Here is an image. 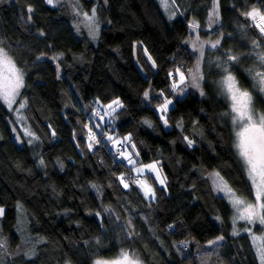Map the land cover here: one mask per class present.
<instances>
[{
  "label": "trees",
  "instance_id": "obj_1",
  "mask_svg": "<svg viewBox=\"0 0 264 264\" xmlns=\"http://www.w3.org/2000/svg\"><path fill=\"white\" fill-rule=\"evenodd\" d=\"M175 1L184 15L169 12L168 17L157 0H73L71 6L90 19L95 9L98 42L93 44L67 0L53 5L46 0H0L1 46L23 73L19 96L41 140L43 161L40 169L32 149L14 139L8 109L0 100V237L5 245L0 259L6 257L0 264H92L93 258H112L121 250L136 252L144 264L247 262L246 250L231 243L226 201L214 192L209 177L216 171L240 197L252 196L234 154L224 115L227 102L214 87L215 72L205 74L203 94L191 88L174 99L167 123L157 113L172 95L176 70L186 72L192 65L182 45L186 22L191 17L203 24L213 0ZM219 8L217 31L224 29L229 36L215 48L216 55L237 54L240 67L260 68L256 57L264 54V35L247 28L251 19L245 14L252 8L264 11V0H219ZM93 22L82 21L86 26ZM135 41H142L153 65L141 45L134 47ZM235 76L258 105L246 75L235 69ZM115 97L122 107L113 115L114 125L98 129L91 114L102 116L99 102ZM113 131L129 133L138 162L155 161L162 171L165 185L156 184L150 200L132 181L128 188L121 183L122 173L127 180L134 177L102 140L103 133ZM116 148L123 147L118 143ZM17 203L28 221L29 243H21L13 228ZM141 212L149 220L146 231L137 235L140 239L92 245L93 238L111 229V219L126 222ZM219 234L224 249L207 248L205 243ZM36 242L38 251L27 257Z\"/></svg>",
  "mask_w": 264,
  "mask_h": 264
},
{
  "label": "rangeland",
  "instance_id": "obj_2",
  "mask_svg": "<svg viewBox=\"0 0 264 264\" xmlns=\"http://www.w3.org/2000/svg\"><path fill=\"white\" fill-rule=\"evenodd\" d=\"M58 1L59 0H53V2L50 4L46 0V2L50 5L56 4ZM72 1L73 0H67L73 14L76 17H78V20L80 21L81 25L84 26V28L86 29V31L84 33L87 34V36L90 38L93 37L92 43L97 44L98 34L96 36L95 18L93 17V19H90L88 17V15L85 16L84 15L85 13L80 12L79 10L75 9V7L73 5L71 6ZM157 1L161 5V7L165 8V10L167 11L166 14L168 15V17H169V12L171 15H175V14H183L184 15L183 11H185V9H183V7H181L182 5H179V8H178L177 7L178 5H177L175 0H174V2H173V0H167V7H165L162 0H157ZM212 7H213V1L211 3V7H210L209 11L207 12V15L204 16L205 21L203 24H201V23L199 24L198 21H195V20L191 19V17H189V19L186 22L188 30H187L186 37L182 40L183 41L182 45L185 48H187L191 54L192 65H191V68L189 70L194 71L195 66L199 60L200 61V74L203 76V78H204L205 74H207L208 70L212 69V71L215 72L214 73L215 77L213 80L214 87L216 89L217 94L221 98H223V100L225 99V101L227 102V105H228L227 113H229V115H227V118L229 120V123L231 125V129H232L233 150H234V154H235L236 158L238 159V161L241 163V165L243 167L241 158L238 155V150L235 147V144L237 142L236 132L241 130V123H237L234 125L232 122V116H234L235 113L231 112V107H230L231 101L227 98V96L225 94L226 90L224 88V85L222 84V81L228 73H231L236 78L235 69H240L241 72H243L246 75L247 81H249L251 83L252 87L255 89V91H257L258 105L254 102V101H256V99L251 94L252 98H253V103H252L253 108L259 113H264V93H261L259 91V88L261 87V85H258L257 81L253 79L254 73L256 71H262V70H261V66H260V68H258L257 66L252 65V66H248L246 68H244V67L242 68V67H240V65H238V60L235 62L228 61L227 56L232 55V54H223L222 55V53H221V55L220 54L216 55L215 48H212L211 44L214 43L218 39L220 40V44H221L222 39L225 36H229V35L224 32V29L222 31H217L219 29L220 22L222 19L220 8H219L218 18L213 17L211 20L209 19V13L211 12ZM261 12L264 13V11H261ZM83 19L86 20L88 23H89V21H94V22L92 25L89 24L88 26H86L82 23ZM193 23L197 24L198 27H196L194 29L192 27ZM223 25L228 26V22L223 23ZM252 27H254L253 21L250 20L249 24L247 25V28H252ZM254 28L256 30L260 31L259 28H257V27H254ZM234 29L237 30V27H234ZM99 30L100 29H98V32H99ZM1 41H2V38H0V49H2L5 53H7V56L10 57L12 59L13 63L15 64L13 58L8 53V51L5 50L1 46ZM137 43L143 47V52H144L145 56L147 57L149 63L151 65H153L152 57H151L150 53L148 52V50L146 49V47L144 46V44L142 43V41H135L134 47L136 46ZM194 45H195L196 50H194V48H193ZM201 50L204 53L202 58L200 57V51ZM234 55L238 56L237 54H234ZM15 66H16V64H15ZM232 66H234V67H232ZM16 68L19 69L17 66H16ZM225 68H227V72H225V70H224ZM202 69H203V71H202ZM250 69L252 70V72L249 71ZM189 70H187L186 72H183L185 75V80L183 83L180 82V77H179L178 73L176 75L175 82L171 83L170 87L173 91L172 95L165 98V99L171 101V103L168 105V109L173 104L175 98L181 97L191 88L196 90V92L199 94L203 93L202 84H203L204 79L199 80V87L193 86L192 75L190 74ZM3 77H10V74L5 69L0 68V80H2ZM173 84L176 85L175 88H173ZM254 85H256V86L254 87ZM21 89L22 88L19 89V93H20ZM243 90H247V89H243ZM248 92H250V91H248ZM15 99H16V103L12 104L11 108H9V106L1 100L3 105L8 109V113H9V120L8 121H9L10 127H11L12 132H13V137L19 145H21L22 141H23L28 147H30L32 149V153H33V155L37 161V164L39 165V168L41 169L42 163H41V158L39 156V149L41 146V142H40L41 140L35 134L33 127L30 125L27 113L25 111V108H26L25 100L23 98H21L19 95L16 96ZM114 100H118L120 102V106L116 107L115 105H113V107L115 108V110L113 111L112 109L108 108L107 106L109 104H112V102ZM95 101L98 102L97 99H95ZM164 101H163V103H164ZM21 103H24V105H25L23 108H19V105ZM99 103L102 106V108L104 109V114L102 116H96L94 114H91V119H92L93 123L95 124V126L98 129H100L103 126V124H105V123L114 125L113 124V118H114L113 115L117 110H119L122 107V102H121L120 98L115 97L108 102H105V103L99 102ZM163 103H161V105ZM156 109H157V113H158L162 123L165 124L166 112H162L160 110L159 106ZM101 117H103V119H101ZM27 133H31L32 135H28ZM18 134H20V135H18ZM19 136H21V137H19ZM108 137H111L112 139L109 140ZM126 137L129 138V133L123 132L121 134H116V131H113V132H110L108 134H107V132L102 134V140L104 142H106L107 147L110 150H112L113 156L115 158H117L118 160L123 161L126 164V166H128L130 168L131 172L133 173L134 180H127L125 178L126 173H122L121 177H123L124 183H128V185H129L130 181H132L133 184H135L136 186H138V188L141 189L143 194H144V191L146 190V188H142L141 185H145L146 187L150 186L152 190L156 184L159 185L160 187H164L165 180L163 177V173L158 168V166H157V171H158L159 175H157V172H152L146 167L147 165L154 164L155 161L138 162L137 151L133 148L129 139H125ZM186 140L189 142L188 139H186ZM88 141L92 142L90 138H88ZM118 143L121 144V146L123 147L120 150L118 148H116V145ZM121 153H123L124 155H121ZM124 156H130V158L135 161V164H130L128 162V160L124 158ZM137 169H143V172H138ZM243 169H244V167H243ZM244 171H245V169H244ZM215 174H217L216 171H213V173H210V175H209L210 182L212 184L214 192L218 195H223V197L226 201V207H227V211H228V212L226 211V214H227V220H228V224H229V236L232 238L231 243H233L234 246H239L238 249H241L243 247L246 250V253L248 254V256H247L248 260L249 259L252 260L254 262V264H261L260 252L262 250H264V225L260 224L258 220H255L253 223L250 224L246 220L235 219L236 217H238L239 211L237 210V208L233 207V205L230 203L229 198L225 195V193L218 191V188L223 186L224 180L221 178L220 175L217 176ZM245 174H246V172H245ZM139 176H140V178H138ZM149 176L151 177L152 184H151ZM246 176H247V174H246ZM247 178H248V176H247ZM161 179L164 180L163 184L160 183ZM248 180H249V178H248ZM251 187H252V185H251ZM146 198L150 200L152 198V195H149ZM242 199H244V198H242ZM244 200H246L248 202H254L255 201V193H254L253 187H252L251 198L250 199H244ZM262 202H264V201H262ZM0 209H2V212H3V206H0ZM242 210L243 209L241 208L240 211H242ZM2 212H0V216L2 215ZM261 214L264 215V210L261 211ZM137 215H139V216H137ZM218 219L219 218L216 216L215 220H218ZM146 220H149L148 214L142 213V212L136 214L135 216H133V218H126L125 219L126 222H118V221H115L114 219H111V223L113 222L111 229L109 231L103 232L101 234V236H99V239L93 238L91 243H92V245L95 244V248H96L97 246L101 247V246H103V244H106V243H112V242L119 243L121 241L123 242V241H127V240H130L133 238H139L140 239L142 235L141 234H140V236H137V235L139 233H143L146 231V229H147V227L145 225ZM134 223H135V226H131V224L134 225ZM13 228H14L15 232L18 234L21 243H26V242L29 243L30 242L29 240L31 237H29V236L31 234L28 231V221H27V218L25 216V212L23 210L21 203H17V205H16V223H15V226ZM141 228L144 230L141 231ZM234 232L237 234L234 235L233 234ZM221 236L223 237V235H221V234L214 236L209 241L216 240L218 237H221ZM253 237H256V239H254ZM224 240L225 239L223 237V240L218 241V243L216 245H212V246H209V243H208L209 241H207L205 243V245L207 248L212 249V251L223 250L225 245H222L221 243ZM0 244L3 245L2 248L5 247L4 242H3L1 237H0ZM36 245H37V242L35 245L33 244L32 249L28 250V252L26 253L27 257H31V256H34L36 254V252L38 251V248H35ZM0 249H1V247H0ZM129 252L131 253L134 251H129ZM217 252H219V251H217ZM134 253L139 257V255L136 252H134ZM213 253H215V252H213ZM234 253L236 254V250L234 251ZM118 254H116L112 258H103V257L93 258L92 264H94V262L96 260H113L118 256ZM249 256H250V258H249ZM5 258L6 257H3L0 260L3 261ZM248 260H247V262H248ZM139 261H140V264H144V262L140 259V257H139ZM247 262L243 261V262H241V264H247ZM63 264H71V263H69V262L65 263V261H64Z\"/></svg>",
  "mask_w": 264,
  "mask_h": 264
},
{
  "label": "snow or ice",
  "instance_id": "obj_3",
  "mask_svg": "<svg viewBox=\"0 0 264 264\" xmlns=\"http://www.w3.org/2000/svg\"><path fill=\"white\" fill-rule=\"evenodd\" d=\"M48 3H52L53 0H47ZM165 7H167V0H162ZM174 2V0H173ZM28 11H32L31 8ZM87 16V13L84 14ZM248 18L253 21V26L259 28L260 32L264 34V13H262L257 8H252L245 14ZM92 16H95V9L92 10ZM219 16V0H213V7L211 12L209 13V19L211 20L213 17L218 18ZM192 27L195 29L198 27L197 24L193 23ZM256 47H259V43L253 42ZM220 45V40H216L211 44L212 48H217ZM194 50H196L195 45L193 46ZM204 55L203 51H200V57L202 58ZM257 60L260 62L261 66H264V54H258ZM228 61H237L239 60L238 56L228 55ZM0 68L5 69L10 77H3L0 80V100H2L5 104L11 108L12 104L16 103V96L19 95V89L23 87V73L16 68L12 59L7 56L2 49H0ZM227 72V68L224 69ZM180 77V82L183 83L185 80V75L179 69L176 70ZM192 75L193 86L199 87V80L203 79V76L200 74V61L198 60L194 71L189 70ZM252 72V70H249ZM253 79L257 81L258 85H261L259 91L264 93V71H256L254 73ZM222 84L225 88V94L227 98L231 101V112L235 113L232 116L233 124L241 123V130L236 132L237 142L235 147L238 150V155L241 158L243 167L245 172L249 178V181L253 187L255 193V201L248 202L240 197L235 190L227 185L226 182L223 183L222 187L218 188V191L225 193V195L229 198L230 203L234 208H237L239 211L238 217L235 219L246 220L248 223H253L255 220H258L260 224L264 225V215L261 214V211L264 210V113L257 112L253 106V98L250 92L247 90H243L236 80V78L228 73ZM256 85H254L255 87ZM176 85L173 84V88ZM203 94V93H202ZM148 96V93H145V97ZM171 103L170 100L165 99L164 103L160 105V110L162 112H167L168 105ZM120 106V102L118 100H114L112 104H109L107 107L112 109L113 107ZM25 105L21 103L19 108H23ZM99 115V113H97ZM224 115H229V113H225ZM103 119V117H101ZM167 123V121H165ZM28 135H32L31 133H27ZM94 138V136L92 137ZM111 140V137H108ZM129 139V138H125ZM191 144V141H189ZM91 144H89V148H91ZM121 155H124L121 153ZM125 159L128 160L130 164H135V161L130 158V156H124ZM43 163V161H41ZM150 171L157 172V165L150 164L146 166ZM138 172H143V169H137ZM215 175H219L218 173ZM121 183L124 184V187L127 188L128 184L124 183L123 177L119 178ZM160 183L163 184L164 180L161 179ZM95 187V186H93ZM142 188H146L144 191L145 197L152 195L154 197L155 193L151 189L150 186L141 185ZM243 209L240 211V209ZM2 212V209H0ZM247 230V229H246ZM234 235L237 233H233ZM256 239V237H253ZM223 240V237H218L216 240L209 241V246L216 245L218 241ZM0 247H3L0 244ZM261 264H264V250L260 252ZM94 264H140L139 257L134 252H129L125 250H121L118 256L113 260H96Z\"/></svg>",
  "mask_w": 264,
  "mask_h": 264
},
{
  "label": "bare ground",
  "instance_id": "obj_4",
  "mask_svg": "<svg viewBox=\"0 0 264 264\" xmlns=\"http://www.w3.org/2000/svg\"><path fill=\"white\" fill-rule=\"evenodd\" d=\"M97 142H98V141H97ZM128 187H129V185H128ZM128 187H127V188H128Z\"/></svg>",
  "mask_w": 264,
  "mask_h": 264
},
{
  "label": "built area",
  "instance_id": "obj_5",
  "mask_svg": "<svg viewBox=\"0 0 264 264\" xmlns=\"http://www.w3.org/2000/svg\"><path fill=\"white\" fill-rule=\"evenodd\" d=\"M126 178V177H125ZM129 179V178H128ZM126 184H128V183H126Z\"/></svg>",
  "mask_w": 264,
  "mask_h": 264
}]
</instances>
